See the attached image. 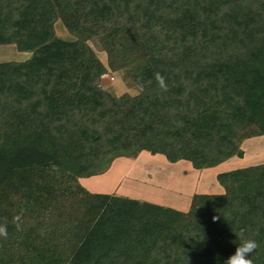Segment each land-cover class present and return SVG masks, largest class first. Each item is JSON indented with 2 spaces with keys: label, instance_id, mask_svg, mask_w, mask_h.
Masks as SVG:
<instances>
[{
  "label": "trees",
  "instance_id": "1",
  "mask_svg": "<svg viewBox=\"0 0 264 264\" xmlns=\"http://www.w3.org/2000/svg\"><path fill=\"white\" fill-rule=\"evenodd\" d=\"M97 36L109 66L144 61L140 93L99 85ZM0 44L31 53L0 62V149L17 145L0 150V264H222L245 239L264 264V162L220 172L224 192L187 211L79 181L142 150L243 158L264 135V0H0Z\"/></svg>",
  "mask_w": 264,
  "mask_h": 264
},
{
  "label": "rangeland",
  "instance_id": "2",
  "mask_svg": "<svg viewBox=\"0 0 264 264\" xmlns=\"http://www.w3.org/2000/svg\"><path fill=\"white\" fill-rule=\"evenodd\" d=\"M55 29L63 39L77 38L60 19L55 23ZM87 43L108 68L99 80L103 89L116 97L140 93L139 76L144 61L111 67L106 49L107 37H92ZM30 56V52L18 50L15 44H0V62L24 61ZM241 147L245 152L243 158L234 156L224 165L205 169H196L188 160L170 162L163 154H152L147 150L135 155H108L100 172L81 175L79 181L91 192L115 193L187 211L194 194L224 192L217 178L220 172L264 162V135L244 138ZM15 149L17 145L14 142H2L0 150L5 153Z\"/></svg>",
  "mask_w": 264,
  "mask_h": 264
},
{
  "label": "clouds",
  "instance_id": "3",
  "mask_svg": "<svg viewBox=\"0 0 264 264\" xmlns=\"http://www.w3.org/2000/svg\"><path fill=\"white\" fill-rule=\"evenodd\" d=\"M158 79L163 84V79L161 77H158ZM6 234L5 229L0 227V235ZM236 243L235 252L224 259L222 264H252L251 254L258 247V242L255 239H245Z\"/></svg>",
  "mask_w": 264,
  "mask_h": 264
},
{
  "label": "crops",
  "instance_id": "4",
  "mask_svg": "<svg viewBox=\"0 0 264 264\" xmlns=\"http://www.w3.org/2000/svg\"><path fill=\"white\" fill-rule=\"evenodd\" d=\"M233 157H234V156H233ZM233 157H232V158H233ZM230 159H231V158H230ZM230 159H228V160H230ZM228 160H227V161H228ZM227 161H225V162H223V163H221V164H219V165H224V164L228 163ZM229 162H230V161H229ZM219 165H217V166H219Z\"/></svg>",
  "mask_w": 264,
  "mask_h": 264
}]
</instances>
